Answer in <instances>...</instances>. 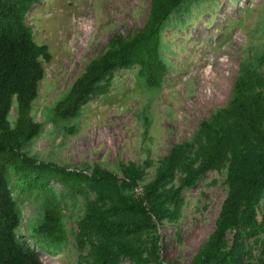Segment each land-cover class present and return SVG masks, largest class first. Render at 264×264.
Here are the masks:
<instances>
[{
  "label": "rangeland",
  "instance_id": "374dc122",
  "mask_svg": "<svg viewBox=\"0 0 264 264\" xmlns=\"http://www.w3.org/2000/svg\"><path fill=\"white\" fill-rule=\"evenodd\" d=\"M205 9L192 5L191 20L175 31L167 26L163 39L168 61L160 88L148 90L136 83L137 68L115 73L107 96L92 98L82 115L70 122L56 123L52 106L84 71L87 63L119 33L127 35L142 28L147 20L151 0H38L26 16L36 42L48 46L51 60L44 63V77L39 83L33 114L42 124L37 137L27 146L29 154L56 162L71 170L91 173L95 166L113 172L119 179L121 164L134 163L144 168V177L136 188H142L157 173L161 161L174 144L189 140L200 123L224 108L232 96V87L251 43L264 42L253 28L264 19V0H214ZM264 72V66L262 68ZM148 115L145 124L143 116ZM12 108L10 118H15ZM74 126L68 133L64 127ZM228 160L220 169L202 175L191 188H185L181 218L162 221L146 231L135 242L148 256L153 247L158 260L148 264H192L203 250L228 192ZM194 166L200 163V150H194ZM86 165L89 168H86ZM181 168L169 186H177L184 175ZM11 184H15L14 178ZM56 189L21 191L12 187V195L21 213L17 234L24 245L35 251L42 264H92L88 245L78 248L76 233L88 201L97 199L95 190L66 192L59 183ZM114 195L131 198L134 191L118 181L109 187ZM103 188L109 192L110 189ZM65 192V194H63ZM61 199L66 241L54 254L32 239V228L43 216V206ZM112 215L111 213H109ZM257 224L252 231L242 229L246 243V263L258 264L264 257V193L256 206ZM236 231L226 234L230 248ZM134 242V243H135ZM119 264H132L121 258Z\"/></svg>",
  "mask_w": 264,
  "mask_h": 264
},
{
  "label": "trees",
  "instance_id": "16d2710c",
  "mask_svg": "<svg viewBox=\"0 0 264 264\" xmlns=\"http://www.w3.org/2000/svg\"><path fill=\"white\" fill-rule=\"evenodd\" d=\"M37 2L0 0V264H42L17 234L21 213L12 187L52 192L56 189L52 183H59L72 193L85 187L95 190L98 201L109 205L104 209L97 202L88 201L78 223L76 243L80 250L88 245L92 264H119L121 258L132 264L158 260L154 247L146 256L135 238L162 221H178L184 205L183 190L193 187L208 171L220 169L229 153L228 192L215 229L192 264H249L244 259L246 243L241 230L252 231L256 226V206L264 193V42L255 47L251 40L245 47L232 96L224 108L202 121L192 138L174 144L154 178L142 187V193L126 198L114 195L109 187L120 181L134 191L144 177L141 166L121 164L123 177L119 179L99 166L93 167L91 173L71 170L27 151L42 128L32 111L44 77V63L52 58L48 46L36 42L32 27L26 23L28 12ZM214 4V0H151L144 26L127 35H113L54 103V122L78 119L92 98L107 96L119 70L135 67L138 86L160 88L169 64L163 31L167 26L174 31L183 28L192 19V5L199 12ZM253 31L264 38V19ZM12 108L16 112L13 120ZM144 113L147 124L148 115ZM64 128L70 134L74 132L73 125ZM194 150H200L197 167L191 159ZM181 168L184 175L179 184L169 186ZM104 187L110 191H103ZM62 210L61 199L46 202L41 220L32 228L34 242L52 254L66 241ZM232 229L236 234L231 247L226 248V234ZM258 264H264V257Z\"/></svg>",
  "mask_w": 264,
  "mask_h": 264
},
{
  "label": "built area",
  "instance_id": "2783aa9c",
  "mask_svg": "<svg viewBox=\"0 0 264 264\" xmlns=\"http://www.w3.org/2000/svg\"><path fill=\"white\" fill-rule=\"evenodd\" d=\"M135 191L137 193V195L141 194L142 193V188H135Z\"/></svg>",
  "mask_w": 264,
  "mask_h": 264
}]
</instances>
